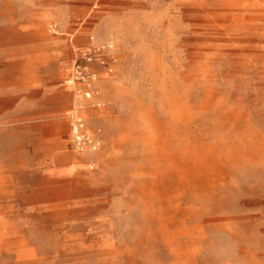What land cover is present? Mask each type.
Returning <instances> with one entry per match:
<instances>
[{
  "label": "rangeland",
  "instance_id": "1",
  "mask_svg": "<svg viewBox=\"0 0 264 264\" xmlns=\"http://www.w3.org/2000/svg\"><path fill=\"white\" fill-rule=\"evenodd\" d=\"M71 5L0 0V264H264V0L138 4L73 106Z\"/></svg>",
  "mask_w": 264,
  "mask_h": 264
},
{
  "label": "crops",
  "instance_id": "2",
  "mask_svg": "<svg viewBox=\"0 0 264 264\" xmlns=\"http://www.w3.org/2000/svg\"><path fill=\"white\" fill-rule=\"evenodd\" d=\"M72 3L74 2L77 8L83 10V13L80 14V17H85L89 19V26H77L74 28L71 23L68 24L65 19L74 17L72 14L73 8H69L68 10L65 8L61 13L55 12L52 17L58 18V21L61 26L63 47H66L68 50L72 49L75 52L82 51V49H89L92 47H97L102 42H110L113 38L115 32L112 26L114 22L118 26L124 25L126 19L129 17L137 16L139 14V6L140 3L150 4L152 2H157L159 0H70ZM137 5V6H135ZM115 21L113 22V20ZM83 25V24H82ZM71 29H75L76 38L72 39L70 37ZM114 55V52H108L107 56ZM79 57L74 59V64ZM92 71H95L97 75H102L104 71V66L94 64L91 67ZM74 76V69L72 67V62H68L64 59L61 62L59 69L56 71L55 75H53V79L55 82L54 86H56V90H58L63 97H67L71 106L74 105L75 102V94L76 88L74 82L72 81V77ZM72 112L73 119H76V112L73 109Z\"/></svg>",
  "mask_w": 264,
  "mask_h": 264
},
{
  "label": "built area",
  "instance_id": "3",
  "mask_svg": "<svg viewBox=\"0 0 264 264\" xmlns=\"http://www.w3.org/2000/svg\"><path fill=\"white\" fill-rule=\"evenodd\" d=\"M111 48L112 45L108 47L103 45L101 47H92L85 51L83 55L79 57L75 62V80L84 82L87 79H90V77L94 74L91 70V67L94 64L107 65L109 60L107 53ZM85 95L87 98H91L92 93L91 91H87ZM72 131L74 134V141L78 147L83 148L93 143V140L86 133L85 123L82 118H78L75 120Z\"/></svg>",
  "mask_w": 264,
  "mask_h": 264
}]
</instances>
